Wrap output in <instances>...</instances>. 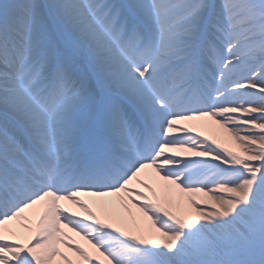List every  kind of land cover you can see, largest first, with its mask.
<instances>
[{
    "label": "snow or ice",
    "instance_id": "6c2138e0",
    "mask_svg": "<svg viewBox=\"0 0 264 264\" xmlns=\"http://www.w3.org/2000/svg\"><path fill=\"white\" fill-rule=\"evenodd\" d=\"M0 264H264V0H0Z\"/></svg>",
    "mask_w": 264,
    "mask_h": 264
},
{
    "label": "bare ground",
    "instance_id": "6f19581e",
    "mask_svg": "<svg viewBox=\"0 0 264 264\" xmlns=\"http://www.w3.org/2000/svg\"><path fill=\"white\" fill-rule=\"evenodd\" d=\"M214 128L215 126L212 125L211 122L209 121V122H206L203 126L199 127L197 131H199L202 136H207L210 140L215 138L219 142L223 143L224 142L223 138L214 131ZM84 199H85V202L90 203L89 198H84ZM90 206L92 205L90 204ZM68 207L72 208L75 211H78V209H75L73 206L69 205ZM93 210L96 211L97 208L93 206ZM81 215H83V213H81Z\"/></svg>",
    "mask_w": 264,
    "mask_h": 264
},
{
    "label": "rangeland",
    "instance_id": "374dc122",
    "mask_svg": "<svg viewBox=\"0 0 264 264\" xmlns=\"http://www.w3.org/2000/svg\"><path fill=\"white\" fill-rule=\"evenodd\" d=\"M210 140V139H209Z\"/></svg>",
    "mask_w": 264,
    "mask_h": 264
}]
</instances>
